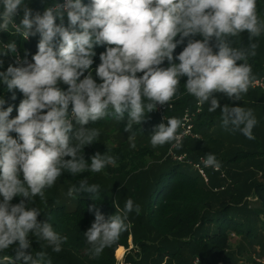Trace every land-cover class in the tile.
<instances>
[{"label": "clouds", "instance_id": "obj_1", "mask_svg": "<svg viewBox=\"0 0 264 264\" xmlns=\"http://www.w3.org/2000/svg\"><path fill=\"white\" fill-rule=\"evenodd\" d=\"M30 2L0 0V32L12 36L8 41L0 39V56L11 53L15 58V66L0 70V85L9 92L19 90L24 97L16 109L18 115L10 119L13 106L5 107L6 100L0 95V254L13 246L16 251L14 259L0 255V264H51L43 250L26 253L32 246L30 236L46 242L53 252L62 250L66 238L51 223L38 220L40 209L29 205L35 197L43 199L45 189L64 171L73 176L86 170L99 173L116 163L114 157L100 152L91 156L90 165L85 160V146L100 136L99 129L85 127L89 122L108 115L125 119L127 114L125 131L129 133L157 105H168L181 77L186 76L188 95L198 107L207 104L209 112L220 109L223 127L253 140L258 123L251 109L221 107L214 95L241 100L256 83L249 60L257 55L258 44L253 41L264 35L257 0H89L87 4L83 0H43L42 13H33L26 6ZM21 10L22 18L16 23ZM244 32L247 47L239 44ZM197 35L202 39L192 38ZM37 36L38 51L30 62L27 54L20 56L17 40ZM233 37L238 46H233ZM185 38L186 46L174 56ZM99 46L106 47L93 70L94 49ZM165 61L166 67L162 66ZM0 69H4L3 59ZM61 83L67 88L62 89ZM73 121L79 125L75 131ZM180 126L175 117L160 123L148 136L151 146L175 141L179 148ZM127 139L135 149V136ZM203 164L220 168L212 154ZM99 187L82 179L68 194L83 192L93 197ZM16 197L21 198L19 203L12 204ZM89 211L95 218L84 237L90 254L97 257L127 231L129 214H139L140 207L128 199L119 214L107 218L95 205Z\"/></svg>", "mask_w": 264, "mask_h": 264}, {"label": "trees", "instance_id": "obj_2", "mask_svg": "<svg viewBox=\"0 0 264 264\" xmlns=\"http://www.w3.org/2000/svg\"><path fill=\"white\" fill-rule=\"evenodd\" d=\"M62 1L59 0L60 3ZM48 2L51 3V0ZM83 2L87 4L89 0ZM26 6L33 13H42L45 4L43 0H31ZM257 11L260 19L264 20V0H257ZM21 18L22 10L15 18L16 23ZM56 22L60 23L59 20ZM64 24H68L67 17ZM247 37V32L241 33L239 44L247 47ZM192 38L202 39L198 35ZM0 39L8 41L12 36L0 32ZM187 39L184 44L178 45L174 56L183 50ZM38 40V36L29 37L27 41L18 39L20 56L23 58L27 54L31 62V56L38 51ZM253 42L258 44L257 55L249 63L254 78H260L264 74V35ZM215 43L213 38L211 44ZM232 44L238 46L235 37ZM105 47H95L93 65L100 62L99 55ZM0 59L4 60V69L0 70H6L9 64L15 66L10 53L0 56ZM162 66L166 67L167 61ZM186 80V76L181 77L177 94L168 105H157L155 110L146 114L142 125H133L129 133L125 131L127 114L125 119L108 115L85 126L100 131L98 140L85 146L87 163L90 165L91 156L97 152L114 157L116 163L99 173L86 170L73 176L64 171L51 188L45 189L43 199L33 198L29 206L40 209L38 220L51 223L66 240L62 250L56 253L46 242H38L30 236L32 246L25 250L26 253L34 255L43 250L47 252L51 264H113L116 261L115 252L123 247L129 249L132 240L134 246L140 247V263L130 260L126 264H256L250 259L253 252H257L259 259H264V92L249 88L241 100L235 101L223 93L214 94L221 107L240 106L253 111L258 123L253 129L255 139L249 140L239 131L223 127L220 109L209 112L207 104L198 107L195 98L187 93L184 86ZM59 86L67 88L62 83ZM0 95L6 100L5 107L13 106L10 119L15 118L23 94L19 90L9 92L6 86L0 85ZM186 112L193 117V134L198 137L185 138L176 152L187 155L193 162L206 158L208 154L215 155L220 170L207 169L209 182L204 181L190 163L176 161L170 156L175 141L156 148L150 144L148 136L156 126L165 123L169 117H175L182 123ZM73 123L75 131L79 125ZM180 131L181 126L177 134ZM10 135L16 136L15 133ZM130 135L135 136V149L129 145L127 138ZM146 156L150 157V161ZM158 157L163 162L150 168L149 164L156 163ZM222 170L227 173V178L223 180L218 177ZM82 179H86L89 185H99V192L93 197L83 192L69 195V188L78 187ZM218 188L224 189V192L218 193ZM253 192L258 197L256 201L249 200ZM20 199L16 197L11 203H19ZM128 199L139 205V214L135 211L129 214L127 231L112 247L104 250L107 257L104 254L93 257L84 237V232L95 218L89 208L95 205L107 218L119 214ZM234 238L238 240L236 246L231 244ZM4 254L14 259L15 247L0 255Z\"/></svg>", "mask_w": 264, "mask_h": 264}, {"label": "built area", "instance_id": "obj_3", "mask_svg": "<svg viewBox=\"0 0 264 264\" xmlns=\"http://www.w3.org/2000/svg\"><path fill=\"white\" fill-rule=\"evenodd\" d=\"M62 3H63V1H62ZM255 81H256V83L250 88L253 90H260V91L264 92V74L260 78H255ZM160 109H161V107H160ZM192 123H193V117L190 116L189 112H186V114L182 118L181 131L178 133V135L181 136L180 144L182 143V141L185 138H188V137L197 138L198 137L196 134H193L194 126ZM176 148L177 147H175V145H174L170 151V155L172 153L173 159L176 161H179V162L190 163L198 171V173H200V175L204 179V181L209 182V173H208L207 169H213V168L204 167V164H203L204 158L199 159L197 162H193V161L189 160L187 155L177 154ZM219 170H220V168H219ZM219 170H214V171L218 172Z\"/></svg>", "mask_w": 264, "mask_h": 264}, {"label": "rangeland", "instance_id": "obj_4", "mask_svg": "<svg viewBox=\"0 0 264 264\" xmlns=\"http://www.w3.org/2000/svg\"><path fill=\"white\" fill-rule=\"evenodd\" d=\"M10 56H11V59L13 60V63H14V56L10 53ZM100 62H98V63H95L94 65H92V68H93V70L97 67V65L99 64ZM85 75H87V73H85ZM93 77L97 80V82L99 83L100 82V80H99V78H97V77H95V71H93ZM83 78V77H82ZM245 100V99H244ZM166 123V122H165ZM168 153H169V150H168ZM171 157H172V153H171V155H170ZM160 157V156H159ZM159 157H158V160H156V163H154V164H149L150 165V168H152L154 165H160L163 161H160L159 160ZM146 159L148 160V161H150V157L149 156H146ZM148 169V168H147ZM147 169H145V170H147ZM144 170V171H145ZM143 171V172H144ZM219 172V171H218ZM239 172V171H238ZM220 179H224V178H227V173H226V171L225 170H222V173H221V175H219L218 176ZM218 193H220V192H224V189H222V188H218L217 190H216ZM258 199V197H257V195H256V193L255 192H253V195L249 198V200L250 201H256ZM238 243V240H237V238H234L232 241H231V244H233L234 246H236V245H238L237 244ZM236 248V247H235ZM122 249H124L125 251V253H124V255L122 256V257H119V253H120V251L122 250ZM118 251V250H117ZM115 252V258H116V261H115V263H114V261H113V264H126V261H130V260H133V261H131V262H133V263H140V255H141V250H140V247H138V246H134V244H133V242H132V240H130V248L129 249H126V248H121L118 252ZM102 254H104V256L105 257H107V254H106V252L104 251ZM101 254V255H102ZM118 254V255H117ZM250 259L251 260H255L257 263L256 264H264V259L262 258V259H259V256H257V252H253V254H252V258L250 257Z\"/></svg>", "mask_w": 264, "mask_h": 264}, {"label": "bare ground", "instance_id": "obj_5", "mask_svg": "<svg viewBox=\"0 0 264 264\" xmlns=\"http://www.w3.org/2000/svg\"><path fill=\"white\" fill-rule=\"evenodd\" d=\"M125 250L124 249H122L121 251H120V253H119V257H122L123 255H124V252Z\"/></svg>", "mask_w": 264, "mask_h": 264}]
</instances>
